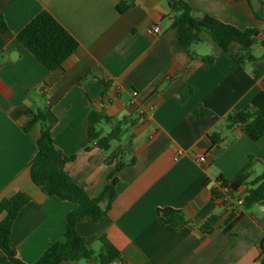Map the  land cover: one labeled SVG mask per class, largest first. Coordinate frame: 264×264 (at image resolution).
<instances>
[{"label":"crops","instance_id":"1","mask_svg":"<svg viewBox=\"0 0 264 264\" xmlns=\"http://www.w3.org/2000/svg\"><path fill=\"white\" fill-rule=\"evenodd\" d=\"M170 1L0 0V17L7 26L0 31V201L18 192L31 197L11 234L22 262L35 263L63 239L66 216L73 209L30 178L39 127L25 130L27 111L46 109L56 147L72 158L66 172L92 198L110 182L115 162H107L112 151L89 141V113L134 121L113 148L130 141L135 157L133 165L113 177L116 199L102 220L78 225L92 250L98 252L100 237L106 236L120 251L113 264H260L264 204L243 211L229 231L216 228L207 234L198 226L217 215L221 227L228 218L213 195L218 179L233 181L248 165L252 178L264 177V136L254 141L236 127L219 143L212 138L226 115L248 108L264 93V48L256 45L257 60L243 68L207 34L188 52L179 45ZM181 1L195 17L209 15L240 29L255 28L264 37V0ZM123 4L128 7L121 13ZM42 11L50 12L79 43L55 71L17 40ZM211 54L215 59L208 64L203 57ZM198 108L212 114L198 117ZM100 128L110 131L106 124ZM179 150L184 154L175 160ZM198 157L205 162L198 164ZM244 194L241 187L237 195ZM164 208L180 210L193 225L176 229L165 224L158 216Z\"/></svg>","mask_w":264,"mask_h":264},{"label":"trees","instance_id":"2","mask_svg":"<svg viewBox=\"0 0 264 264\" xmlns=\"http://www.w3.org/2000/svg\"><path fill=\"white\" fill-rule=\"evenodd\" d=\"M170 6L175 13L173 27L180 32L179 45L188 52L193 51L196 45L202 43V35L207 34L223 53L227 54L237 66L243 68L246 64L257 60V57L253 55L256 45L259 44L264 48V37L259 38L258 30L255 28L240 29L209 15L195 17L192 7L185 1L171 0ZM127 7L126 4H123L118 7V11L122 13ZM262 10L263 7H260L259 11L255 13L257 18H261ZM0 31H7L2 17H0ZM17 40L50 71L62 68L65 61L79 47L78 41L48 11H42L27 24L17 35ZM234 44L238 45L235 51L231 49ZM214 59V54L203 57V60L208 64H212ZM211 114L209 110L202 108L194 111V115L198 117ZM27 116L29 121L25 127L26 131L39 127V138L36 142L37 154L30 166L32 183L43 188L49 196H54L73 205V209L66 216L63 239L51 245L33 264H76L79 261L113 264L120 258V251L106 236L100 237L101 249L98 252L92 250L86 239L79 233L78 225L86 219H91L94 222L102 220L116 199L117 179L113 177L124 167L133 165L135 157L132 155L130 141L123 147L113 148L129 133L134 126V121L130 117L114 119L98 112L89 113V141L95 143L100 150L106 153L112 151L107 162L109 164L115 162L109 176L110 182L99 197L92 198L66 172V166L72 158L67 157L56 147L51 125L47 119V110L29 109ZM102 124L110 126V131L105 132L100 128ZM236 127L241 128L254 141L264 136L263 92L252 100L248 108L226 115L222 119V126L213 131L212 138L215 143H219L226 131ZM218 152V149L214 151L213 156ZM126 157L129 159L126 160ZM248 169L249 165L233 181L223 178L217 180L224 186L230 187L233 193H237L241 187L245 188V194L240 198L241 215L243 211L250 210L255 205L264 204V177L252 178ZM213 195L215 198L219 196L214 190ZM30 200L29 194L18 192L12 197L0 201V215H4L0 222V264H26L17 257L12 247L11 234L21 209ZM158 216L165 224L176 229L193 225L192 222L185 219L180 210L158 209ZM238 218L233 219L232 216H229L220 227V217L214 215L199 225L198 230L207 234L212 233L216 228L229 231ZM262 250L263 257L260 264H264L263 244Z\"/></svg>","mask_w":264,"mask_h":264},{"label":"built area","instance_id":"3","mask_svg":"<svg viewBox=\"0 0 264 264\" xmlns=\"http://www.w3.org/2000/svg\"><path fill=\"white\" fill-rule=\"evenodd\" d=\"M160 28L155 26L153 28V32L158 33ZM117 90H121V87L118 86ZM133 96H137V92H133ZM184 152L179 150L175 160H177L180 156H182ZM196 162L198 164H203L205 159L203 157L196 158ZM213 190L218 193V202L222 206L224 213L229 217L232 216L233 219L240 217L242 209L240 205V198L238 197L237 193H233L230 187L224 186L220 181H216Z\"/></svg>","mask_w":264,"mask_h":264},{"label":"rangeland","instance_id":"4","mask_svg":"<svg viewBox=\"0 0 264 264\" xmlns=\"http://www.w3.org/2000/svg\"><path fill=\"white\" fill-rule=\"evenodd\" d=\"M124 138H125V136L123 137V139H122V140H124Z\"/></svg>","mask_w":264,"mask_h":264}]
</instances>
